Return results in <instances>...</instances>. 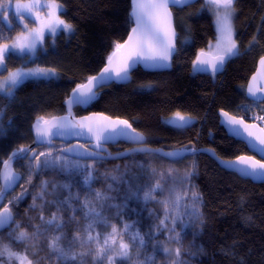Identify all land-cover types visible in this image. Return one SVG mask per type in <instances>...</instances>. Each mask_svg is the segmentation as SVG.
Here are the masks:
<instances>
[{
  "label": "trees",
  "instance_id": "obj_1",
  "mask_svg": "<svg viewBox=\"0 0 264 264\" xmlns=\"http://www.w3.org/2000/svg\"><path fill=\"white\" fill-rule=\"evenodd\" d=\"M48 1L62 7L63 11H59L57 16L71 25V31L61 30L54 39L45 38L34 59L38 66L57 71L56 77L26 80L14 91L11 102L0 99V111L3 113L0 115L2 161L13 151L33 142L31 131L38 117L48 119L65 114V101L71 92L101 71L116 44L126 40L133 26L132 0ZM201 3L202 0L183 9H172L178 42L170 70L147 72L138 67L132 72L130 82L102 88L88 105L75 108L74 115L102 113L125 119L145 135L146 145L154 149L211 148L226 160L249 154L244 143L227 135L219 124L218 112L223 110L264 127V120L259 119L264 116V102L256 103L245 93L257 61L264 56V0H238L234 4L235 40L240 52L228 59L223 71L214 76L193 69L196 56L217 36L212 16L206 9L201 10ZM4 30L8 41L16 34L13 30ZM17 59L15 65L33 64L27 56ZM177 112L192 117L194 122L185 128H175L163 121V118ZM65 146L62 142H54L50 147H38L34 151H51L55 156ZM130 147L119 143L109 146L108 150L118 153ZM40 160L43 161L44 157ZM72 160L78 161L82 167L92 165L89 170L97 178L93 187L107 192L113 197V203H123L129 190H143L145 185L160 181L164 192H158L155 200L144 204L142 200L132 198L124 209L123 219L136 221L142 234L153 230V226H158L164 217V206L157 201H162L163 194L168 191L164 179L168 168L182 170L184 164L193 160L183 169L187 174L191 173L190 191L194 190L202 198L200 220L182 231L180 243L169 250L170 255L154 250L152 244L155 241H149L145 236L147 247L142 250L140 259L145 253H152L156 258H168L174 262L172 264L182 261H187V264H264V183L256 184L228 172L206 154L188 156L178 162L152 153H136L114 161ZM33 164L27 159L15 162L14 167L22 174L23 180L5 200V206L9 205L14 213L15 223L0 234V239L4 244H10L13 251L23 252L24 246L13 242L9 233L16 230L18 223L21 230L31 235L41 223V211L48 218V202L66 195L61 185L71 182L72 191H79L81 199L86 192L82 173L73 171L67 175L55 169L38 173ZM150 169H155V175H150ZM42 181L49 182L48 191L44 200L37 197L36 204L41 207L33 209L32 197L42 191ZM53 183L57 185L55 191ZM108 185L112 186L111 190ZM64 215L67 218L70 213L65 212ZM113 222L119 227L118 220ZM67 231L71 234L72 228ZM156 237L166 245L163 233ZM120 240L117 235V245ZM123 240L129 242L126 234ZM45 243V236L34 237L27 242L28 259L32 264H60L54 258L48 259ZM177 248L180 249L179 256L175 252ZM131 251L135 259V249ZM85 259L86 264H92L90 258Z\"/></svg>",
  "mask_w": 264,
  "mask_h": 264
},
{
  "label": "snow or ice",
  "instance_id": "obj_2",
  "mask_svg": "<svg viewBox=\"0 0 264 264\" xmlns=\"http://www.w3.org/2000/svg\"><path fill=\"white\" fill-rule=\"evenodd\" d=\"M192 2L193 0H132L133 11L131 17L135 26L131 28V35H129L128 40L124 44H116V50L108 58V66L103 69L99 77L93 76L87 85H79L73 90L72 97L68 101L69 114H71L70 107L73 103L87 105L96 97V92L93 91V88L103 86L106 81L128 79L129 70L134 63L145 61L148 67H168L169 61L176 51V33L172 26L170 6L183 9ZM237 2L238 0H205V6H210L216 16L215 24L218 33L215 46L216 55L211 59L202 58L204 57V52L201 50L200 55L193 62L194 71L210 72L214 76L217 72L223 71L226 60L239 55L232 26L233 5ZM38 7H41L39 0H35L34 3H21L18 0L16 3V17L20 22L25 20L24 13H27L29 17L40 23L41 27L33 30L28 35L21 32L11 45L0 43V73L7 70V65L4 63L6 56L11 58L14 55L23 56L25 53L34 55L37 44L43 40L45 28L52 35H55L57 29L61 28V26L63 30H70L71 25L55 16L53 9L63 11L60 5L55 3H45L43 5L49 10V22L47 23L41 20L38 13L33 11L34 8ZM4 12L5 2L0 0V18H3L8 23V27L12 28L13 25L10 21H7ZM24 28L26 29L27 25H24ZM0 39H4L2 30H0ZM208 47L211 49L212 45L209 44ZM122 51L126 52V55L121 58V62L117 67H113V59ZM259 63L264 68V57H261ZM31 76L51 78L54 73L51 70L41 68L13 73L8 80L0 82V94H2L0 99H8L11 102L15 96L14 90L26 77ZM255 79L256 77H253V80ZM257 91L264 92V88L254 89L249 86L247 89L254 102H264V96L258 97L256 95ZM2 114V111H0V115ZM223 115L227 116L228 114L224 113ZM259 119L264 120V116L259 117ZM223 122L230 127L233 125L242 126L243 132H247L248 137H255L254 140L250 141V147L254 151H258L262 160H264V136H255L249 130L253 126L245 124L243 120H236L233 117ZM169 123L176 128H185L190 125L191 120L177 112L175 118ZM33 127L36 134V142L49 146L52 145L55 137L83 136L86 134L83 131L84 129L95 137L96 148L100 149V151H103L101 141L108 142L117 137L132 140L143 139L139 134L132 135L135 129H132L131 124L127 120L116 121L114 126L109 128L107 125H101L99 121L92 122L91 117H85L79 121L70 120L67 116L58 120L53 119L52 121L38 117ZM232 131L238 136L242 135L240 127H232ZM260 131L264 132V129H260ZM137 151L143 152L145 149H137ZM192 151L194 150L185 149L182 153L179 151L163 152L157 150L162 158L173 162H178L184 158L185 153ZM73 153L80 156L86 155L93 161L104 159L100 152L78 153L75 147L65 148L55 156H53L51 151L36 153L30 148H19L12 153V158L33 161L34 164L32 166L38 173L52 169L59 170L67 175H71L73 171L78 174L82 173V185L86 192L83 199H81L79 191H72L73 185L71 182L61 185L60 187L63 188L66 195L48 202V218L46 219L41 211L39 216L41 223L36 226L35 231L31 235L21 230V226L18 223L16 224V230L9 233L13 242H19L21 246H24L23 252L13 251L10 244H4L2 239H0V264H13V261H16V264H25V261H27V264H32V261L28 259L26 243L39 236L46 237L44 247L49 253L48 259L54 258L60 261V264H86L85 258H90L92 264H155V254L148 255L145 253L143 259H140L142 250L147 247L145 236L149 237V241H155L152 244L154 250L170 255L169 249L163 242L156 239V232L167 230L170 233L167 239L180 243L181 232L200 220L201 196L193 191L191 203H187V192L182 194L176 187L177 181L173 179L172 187L169 189L173 197L171 201H157L163 204L165 208L164 219L160 220L158 226L154 225L153 230L142 234L139 227H137L136 221L127 222L123 219L124 209L128 207L127 201L132 198L142 200L144 204L155 200L158 192L161 194L164 192V187L160 181L156 180L154 183L145 185L143 190L139 188L135 192L129 190V194L124 197L123 203H113L111 202L113 197L108 195L107 192H102L93 187V183L97 178L89 170L92 165L86 164L82 167L78 161L69 158V155ZM40 157H44V160L41 161ZM238 161L246 165V167L240 169L243 175L264 178V162L254 161L249 164L248 162L252 161V157H239ZM221 163L224 162L222 161ZM0 164L7 166V162L2 160H0ZM149 171L150 175H155V169H150ZM169 171L171 172V170ZM10 176L11 173L9 172L5 175V179ZM188 176H191V173H188ZM187 178L185 177V180ZM15 179L16 181L21 179L19 174L16 175ZM112 179L115 180V177ZM27 181L31 182V173ZM41 185L42 191L32 197L33 203L31 207L33 209L41 207L36 204V200L37 197L44 200L49 182L42 181ZM56 188L57 185L53 183V191ZM108 189L111 190L112 186L108 185ZM2 198H4V193L0 192V199ZM16 199H20V197ZM169 203H171V212L168 211ZM111 210L115 211L109 215L108 212ZM65 212L70 213L67 218H65ZM114 220L119 221V227L117 223L113 222ZM10 223H15V221L11 212L5 208L3 212H0V227ZM177 225L180 226V231H177ZM70 227L72 228L71 234L67 231ZM125 234L129 241L127 243L123 240ZM117 235L121 237L118 245L116 241ZM132 248L135 249V259L131 251ZM175 252L179 256L180 249L177 248ZM179 264H187V261L179 262Z\"/></svg>",
  "mask_w": 264,
  "mask_h": 264
},
{
  "label": "water",
  "instance_id": "obj_3",
  "mask_svg": "<svg viewBox=\"0 0 264 264\" xmlns=\"http://www.w3.org/2000/svg\"><path fill=\"white\" fill-rule=\"evenodd\" d=\"M199 1L200 0H193V2L190 5H186L185 7L192 6V5L196 4V3H198ZM170 8H171V12H172V26L174 27L175 33H176V39H175L176 51L174 52V54L172 55L171 60L169 61V66L168 67H148V66H146V62L145 61H140L139 63H134L133 66L129 70L128 79H126V80L106 81L103 84V86H97V87L93 88V91L96 92V96H97L98 92L104 87L110 86L112 84L121 85V84H127L128 82H130L132 72L134 70H136L138 67H140L141 69H143L144 71H147V72H163V71H168V70L171 69L173 59H174V57L176 55V52H177L178 34H177L176 26H175L174 14H173V11H172L173 8H177V7L170 6ZM132 11H133V3H132L131 13H132ZM131 20H132V17H131ZM132 25H133L132 27L135 26L133 22H132ZM129 35H131V31L129 32L126 40L122 44H124L128 40ZM203 52H204V57H202V58L211 59L212 57H214L213 55L205 52L204 50H203ZM200 53L198 55H200ZM124 55H126V52L122 51L120 54H118L117 57H115L113 59V67H117L120 64L121 58ZM262 57H264V56H262ZM260 59L261 58H259V60L257 61L256 69H255L254 73L251 75V77L249 78V80L247 82V85H246V89H245L246 97L248 99L252 100V101H253V98L247 92L248 87L252 86L254 89L264 88V68H262L260 63H259ZM195 60H196V58H195ZM147 63H150V62H147ZM226 63H227V60H226V62L224 64V67H225ZM107 66H108V60H107V62L105 64V66L101 69V71L98 74L94 75V76L99 77L100 73ZM224 67H223V69H224ZM206 73H210V72H206ZM217 73H220V72H217ZM253 77H256V79L253 80ZM89 80H90V78L86 82L81 84V85H87ZM72 94H73V91L71 92V94L69 95L67 100L65 101V108H66L65 114H62V115H59V116H54V117H51V118H48V119H45V120H48V121H52L53 119L58 120L61 117L67 116L70 120L79 121V120H83L85 117H91L92 118V122L99 121L101 125H107L109 128L114 126V122L120 121V120H125V119H121V118H113V117H110V116L102 114V113H90V114H88L86 116L77 117V116L74 115L73 110L75 108L79 107V106L82 107V106H86V105H80V104H76V103H73L71 105V107H70L71 114H69L68 101L71 99ZM256 95L258 97L259 96H264V92L257 91ZM259 103H262V102H259ZM224 113H227L228 115L224 116L223 115ZM218 117H219V124L223 127V129L225 130L227 135L229 137H232V138L244 143L246 145L248 151H249V154H244V155L238 156L237 158L226 160V159H223V158L219 157L215 153V151L213 149H211V148H200V149L189 148V149H192L194 151L185 153L183 159H185L188 156H195L197 154H206L209 157H211L218 164V166H220L222 169H224V170H226L228 172H231V173H235L236 175H238L239 177H241L243 179L251 180L253 183H256V184L264 183V178H262V177H259V176H245V175H243L240 172V169L246 167V165L241 164L238 161L239 157H252V161L248 162L249 164L254 162V161L264 162V160H262L261 154L258 151H254L250 147V141L254 140L255 137H248L247 132H243L242 126L233 125L232 127H240L241 128L242 135L238 136L232 131V127H230L228 124L224 123L223 121H226V120H228L230 118H233V117L236 120H243L245 124L253 126L249 130L252 131L255 134V136H264V132L260 131V129H264V127H262L260 124H258L256 122H248V121H246L243 118H240L238 116H234V115L229 114L228 112L223 111V110H220L218 112ZM105 118H108V119H105ZM128 123L130 124V122H128ZM33 126H32V131H31L32 132V136H33V142L31 144H29L28 146H25L24 148L25 149L30 148V149L34 150L35 148H38V147H50L47 144H39V143L36 142V134H35ZM132 129H134L133 126H132ZM53 131H55V129H53ZM83 131L86 134L83 135V136H79V137H76V136L55 137L53 139V141H52V144L54 142H62L64 144H66V146L63 149L70 148V147H75L78 153H87V152H90V151L100 152V155H102L104 157V159H102V160H106V161L122 160V159H124V158H126V157H128L130 155L136 154V153H152V154H155V155H158L159 157H161L158 154L157 150H160V151H163V152H176V151H179V152H182V153L185 150V149L164 150V149H161V148H159V149L150 148L149 146L146 145V137H145V135H143L142 133H140L137 130H135V132L132 133V135L139 134L140 136L143 137L142 140H132V139H126V138H123V137H117L116 139H114L112 141H108V142L101 141L103 151H100V149L96 148L95 137L92 136V134L87 133L86 129H84ZM119 143H125V144L130 145L131 147L129 149L125 150V151L118 152V153H111L108 150L109 146L117 145ZM256 143H258V141H256ZM137 149H145V151L140 152V151H137ZM13 152H15V151H13ZM12 153H10L9 156L4 161V162H7V166H5V164H2L1 169H0V192L4 193V198L0 199V212H3L4 209L7 208L11 212L13 220H14L15 219L14 213L11 210L10 207L5 206V200H6V198H7V196L9 194L14 192L20 186V184H21V182L23 180V176L14 167L15 162L18 161L19 159L12 158ZM29 155H31V153H29ZM65 155H69V154H65ZM69 158L77 159V160H83V161H92L93 160V159L87 157L86 155L80 156V155H77L75 153L69 155ZM163 159H165V158H163ZM183 159H181V160H183ZM165 160L173 162L172 160H169V159H165ZM222 161L224 163H221ZM9 172L11 173V176L8 179H5V175L7 173H9ZM17 174H19V176L21 177V179L19 181H16V179H15ZM12 224L13 223H10L8 225L0 227V234L2 232L6 231L7 229H9Z\"/></svg>",
  "mask_w": 264,
  "mask_h": 264
},
{
  "label": "rangeland",
  "instance_id": "obj_4",
  "mask_svg": "<svg viewBox=\"0 0 264 264\" xmlns=\"http://www.w3.org/2000/svg\"><path fill=\"white\" fill-rule=\"evenodd\" d=\"M4 2H5V12H4V15L7 17V21H10L11 22V24L13 25V27L12 28H9L8 27V23L3 18H0V30H2L3 37H4V39H0V43H7V44L11 45L12 43L15 42L16 37L18 35H20L21 32H24L25 35H28L33 30L38 29V28L41 27V24L38 23V22H36L35 20H33L31 17H29L27 13H24L25 20L23 22H20L17 19L16 12H15V5L18 2V0H4ZM19 2H21V3H34L35 0H19ZM39 3L41 5V7L34 8L33 11L35 13H38L39 14V17L41 18V20H43L45 23H47V22H49L48 21V12H49V10L47 8L43 7V5L45 3L51 4V3H55V2L48 1V0H39ZM55 4H57V3H55ZM57 5H59V4H57ZM202 9H206V11H208L211 14L212 19H213V24H214V27H215V30H216V34H217L216 39L214 41H212L211 43H209V44L212 45V48L210 49L208 47L209 46L208 45L207 48L204 49V51L207 52V53H209V54H211V55H213V56H215L216 55V47L215 46H216L217 39H218V33H217V29H216V24H215V19H216L215 12L211 9L210 6L209 7H206L205 6V0H202L201 10ZM233 9H234V14H233V19H232V26H233V30H234V33H235V27H234L235 8H234V5H233ZM53 11L55 13V16H57V14H58L59 11L58 10H55V9H53ZM24 25H27V28L26 29L24 28ZM5 28L7 30L8 29L9 30H13L16 33L12 37V39H10L9 41L4 36V34L6 32L4 30ZM61 30H63L62 26H61V28H58L57 29L55 35H52L48 31V29L45 28L44 29L43 40L40 43L37 44L36 51H35V54L34 55L25 53L23 56H15L14 55L13 58H9L8 56H6L4 63L7 65V70L2 72L1 78H0V82H4V81L8 80L11 74L16 73L18 71H28L29 69H33L34 70V69H37V68H41V69H45V70H51L54 73V76H52L51 78L56 77L57 74H58L57 71H55L53 69H50V68H44V67L38 66L35 63L34 59L36 58V55L38 53V50L43 47L45 38L52 37V39H54L55 36ZM64 31L69 32V31H71V28H70V30H64ZM234 39H235V35H234ZM25 56L28 57V60H33V64L32 65H28V66H23V65H18V64L15 65V63L18 61V59H17L18 57H25ZM9 65H11L12 67L8 68ZM29 79H44V80H48L50 78L38 77V76H31V77H26L21 83H23L24 81L29 80ZM20 84L18 85V87L20 86ZM183 116H185L186 118H190V120H191V123L190 124H192L194 122V119L192 117L186 116V115H183ZM174 118H175V114H173V115H171L169 117L163 118V121L166 124L174 127L172 124L169 123V121L173 120ZM190 162L192 163L193 160H191ZM189 163L187 165H189ZM187 165L184 164L181 167L182 170H180L179 168H175V167H169L168 168L167 175L164 177V179H165V181L167 182V185H168V188H167L168 191H166V193L163 194L162 200H169V201H171V199L173 198L171 192L169 191V189L172 187V180L174 179L175 181H177L176 187L179 189V191L182 194L184 192H187V200H186V202L187 203H191V195H192V192L194 190L190 191L189 188H190V185L191 184H190V181H189V176H188V174L183 169ZM169 170H171V172ZM185 177H188L187 180H185ZM7 206H9V205H7ZM164 211H165V208H164ZM168 211L171 212V203H169ZM163 219H164V217H163ZM179 228H180V226L177 225V231H180ZM162 233H163L164 239H166V245L165 246L169 250L171 248L175 249L176 248V242L175 241H169L167 239V237L170 235V233L167 230H163V231L156 232V236H158V235H160ZM181 238H182V232H181ZM156 239H157V237H156ZM151 255H152V253H151ZM172 263H174V262L170 261L168 258H166L164 256H159L158 258H156V262H155V264H172ZM25 264H27V261H25Z\"/></svg>",
  "mask_w": 264,
  "mask_h": 264
}]
</instances>
